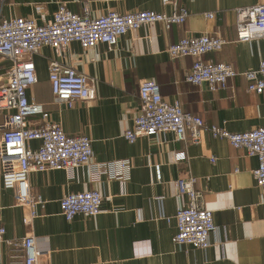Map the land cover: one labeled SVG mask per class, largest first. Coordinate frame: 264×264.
<instances>
[{
  "label": "crops",
  "instance_id": "obj_1",
  "mask_svg": "<svg viewBox=\"0 0 264 264\" xmlns=\"http://www.w3.org/2000/svg\"><path fill=\"white\" fill-rule=\"evenodd\" d=\"M60 1L74 11L86 8L90 15L108 10L170 12L180 7L188 12L182 22L169 28L160 21L130 28L114 45L98 41L84 48L72 40L61 54L56 55L49 45H41L33 53L36 80L27 86V97L41 102L67 134L89 136L93 160L129 159L130 174L122 180L102 172L96 181L86 164L74 166L70 176L62 168L31 170L28 183L33 192L42 195L44 205L37 208L38 215L31 223L25 224L22 216L27 208L15 204L4 185L0 164L4 238H17L31 230L49 248L47 255L40 256L41 264H264V202L259 200L251 174L256 163L253 155L206 129L199 130L197 141L177 140L170 131L139 135L133 141L123 136L139 111V83L147 78L158 82L165 100L177 99L184 110L199 114L207 124L241 131L264 121V94L247 90L241 73L264 58V36L236 40L234 34L233 8L257 0H3L0 14L32 17L40 23L51 18ZM207 11L211 16L203 15ZM201 33L227 40L218 50L202 54L204 60L233 66L235 73L223 87L209 89L186 81L184 72L193 57L171 58L167 51L181 36ZM55 56L94 78V97L76 98L70 106L54 98L47 64ZM9 65L10 61L0 56L1 78ZM5 112L0 110V123ZM29 143L35 147L39 141ZM178 150L185 152L183 158L175 157ZM188 176L195 177L200 202L211 210L213 228L203 248L171 239L176 230L173 215L186 199L178 196L173 180ZM90 188L101 191V210L65 219L60 197ZM20 263V251L6 240L0 241V264Z\"/></svg>",
  "mask_w": 264,
  "mask_h": 264
},
{
  "label": "built area",
  "instance_id": "obj_2",
  "mask_svg": "<svg viewBox=\"0 0 264 264\" xmlns=\"http://www.w3.org/2000/svg\"><path fill=\"white\" fill-rule=\"evenodd\" d=\"M3 0H0V5ZM166 2L167 0H162ZM187 9L164 12L154 9L106 12L90 15L86 8L74 11L64 2H58L51 18L37 22L32 17L0 14V56L10 61L5 77H0V110H5L0 123V164L4 185L13 196L15 204L25 206L22 216L30 224L38 215L37 208L44 205L41 194L31 190L28 173L31 170L64 169L70 176L74 166L86 164L93 180L104 172L108 178L129 177L130 161L114 158L103 162L92 158L91 138L85 134H67L61 123L50 118L41 102L29 99L26 88L36 80L33 53L41 45H49L56 55L61 54L72 40L84 48L104 41L114 45L118 37L130 28L154 21H160L166 28L172 23L182 22ZM234 34L236 40H249L264 36V0L233 8ZM212 12H203L206 17ZM226 38L209 33L184 35L171 42L167 51L171 58L190 55V67L184 72V79L206 88L223 87L235 73L228 62L202 59V54L218 50ZM245 88L264 94V58L253 68L242 72ZM47 74L54 98L71 105L76 98L95 96L94 78L77 70L75 66L59 61L55 56L47 64ZM139 111L134 115L123 136L133 141L139 135H152L159 131H170L177 140L197 141L199 130L206 129L212 136L225 138L233 147H240L255 157L251 170L252 178L259 190V200L264 202V121L251 128L231 131L205 123L199 114L184 110L177 99L167 101L154 78L140 81L138 86ZM38 140L37 146L30 145ZM185 152H175L176 158H183ZM212 161L213 155L209 156ZM157 177L159 170L157 169ZM194 176L173 180L178 196H186L176 207L173 215L176 230L172 235L174 243H188L203 248L208 244V233L213 228L211 210L200 202L201 192L194 187ZM162 196H158L160 199ZM102 193L98 188L70 191L59 199V208L65 219L76 213L95 215L101 209ZM170 217L166 216L168 220ZM5 228L0 222V241L6 240L13 249L20 251V264H41L39 258L48 254L46 243L41 244L31 230L17 238H4ZM13 255V254H11ZM99 264H103L100 262Z\"/></svg>",
  "mask_w": 264,
  "mask_h": 264
}]
</instances>
